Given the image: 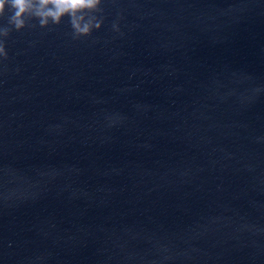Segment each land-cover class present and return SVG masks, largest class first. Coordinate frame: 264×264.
I'll use <instances>...</instances> for the list:
<instances>
[{
    "label": "water",
    "instance_id": "95a60500",
    "mask_svg": "<svg viewBox=\"0 0 264 264\" xmlns=\"http://www.w3.org/2000/svg\"><path fill=\"white\" fill-rule=\"evenodd\" d=\"M101 7L0 17V264H264V0Z\"/></svg>",
    "mask_w": 264,
    "mask_h": 264
},
{
    "label": "clouds",
    "instance_id": "9594fccd",
    "mask_svg": "<svg viewBox=\"0 0 264 264\" xmlns=\"http://www.w3.org/2000/svg\"><path fill=\"white\" fill-rule=\"evenodd\" d=\"M102 0H0V17L7 11L8 24L20 30L29 25L32 19L38 21L41 27L50 24L59 25L63 17H69L74 39L88 36L93 29H99L103 20L96 18V13L102 12ZM113 29L120 31L118 24L113 23ZM0 26V37H7L12 30ZM0 57H7L5 42L0 39Z\"/></svg>",
    "mask_w": 264,
    "mask_h": 264
}]
</instances>
